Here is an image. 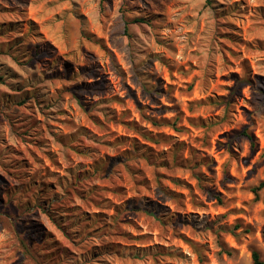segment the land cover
<instances>
[{
  "label": "rangeland",
  "instance_id": "obj_1",
  "mask_svg": "<svg viewBox=\"0 0 264 264\" xmlns=\"http://www.w3.org/2000/svg\"><path fill=\"white\" fill-rule=\"evenodd\" d=\"M260 182L264 0H0V264L264 261Z\"/></svg>",
  "mask_w": 264,
  "mask_h": 264
},
{
  "label": "trees",
  "instance_id": "obj_2",
  "mask_svg": "<svg viewBox=\"0 0 264 264\" xmlns=\"http://www.w3.org/2000/svg\"><path fill=\"white\" fill-rule=\"evenodd\" d=\"M141 20L144 21L143 19ZM138 21L140 20H137L136 22ZM242 135L245 136L251 143H253V138L248 132L243 131ZM262 189H264V182H260L256 187L251 188V192L257 195L258 192L261 191ZM214 198L216 199L218 203L221 204V198L219 195H215ZM262 236L264 238V231L262 233ZM251 258H252V264H264V261L260 258V254L255 250L252 251Z\"/></svg>",
  "mask_w": 264,
  "mask_h": 264
}]
</instances>
